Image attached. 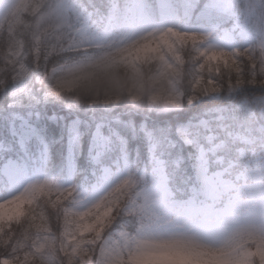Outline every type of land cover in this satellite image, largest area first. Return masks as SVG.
<instances>
[{
  "label": "snow or ice",
  "instance_id": "1",
  "mask_svg": "<svg viewBox=\"0 0 264 264\" xmlns=\"http://www.w3.org/2000/svg\"><path fill=\"white\" fill-rule=\"evenodd\" d=\"M0 264H264V0H0Z\"/></svg>",
  "mask_w": 264,
  "mask_h": 264
}]
</instances>
